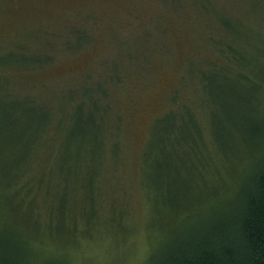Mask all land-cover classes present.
<instances>
[{
    "label": "rangeland",
    "instance_id": "obj_1",
    "mask_svg": "<svg viewBox=\"0 0 264 264\" xmlns=\"http://www.w3.org/2000/svg\"><path fill=\"white\" fill-rule=\"evenodd\" d=\"M226 42L243 73L264 75V0H0V235L11 258L157 264L205 207L211 220L233 199L262 145L220 127L237 125L230 88L186 72L224 63ZM103 83L104 132L87 99ZM183 102L196 121L187 142L159 121Z\"/></svg>",
    "mask_w": 264,
    "mask_h": 264
},
{
    "label": "trees",
    "instance_id": "obj_2",
    "mask_svg": "<svg viewBox=\"0 0 264 264\" xmlns=\"http://www.w3.org/2000/svg\"><path fill=\"white\" fill-rule=\"evenodd\" d=\"M226 45L228 51L223 52L226 57L224 63L216 59H207L205 60L207 64L201 68L199 64L189 62L187 75L197 81L200 79L206 83L215 81L230 88L231 92L228 91L225 96L234 99L233 103L227 102L233 107L234 112L229 116L235 119L239 127L232 123L231 126L229 123L222 124L221 121L220 127L226 126L227 132L230 129L231 136L248 134L250 140L252 138L254 149H259L261 145L262 149L257 152V158L249 168L247 176L240 181L233 199L224 206L221 205L211 220L206 219V215L211 211L207 210L211 206L205 207L202 212L204 218L198 225L187 229L185 236L170 241L157 264H264V117H259L264 110V75L253 72V75L243 73L244 71L236 66L241 64L243 56L236 55L235 51L238 50L232 42H226ZM229 50L235 54L231 55L232 52ZM190 65H195L201 70L197 78L189 74ZM118 71L114 74L116 80L119 79L118 82L123 83L127 80L124 78L125 72L123 73L121 69ZM105 88L99 89L97 93L96 89L87 85L89 115L95 119L96 129L103 132L107 128L108 120H111L107 105H110L113 95L108 86L105 85ZM106 99H109V104ZM78 104L82 107L81 104L84 102L78 101ZM181 106V113H169L159 121L169 120L167 135H175L180 142H187L192 135H195L188 130V124L192 128L196 122L193 120L195 114L187 103L183 102ZM178 150L181 152L180 149ZM190 209L187 206V210ZM189 214L190 212L187 215ZM190 218L192 217L189 216L188 220ZM5 242L0 235V264H26L25 261L18 263L11 258L6 252V248H10V245Z\"/></svg>",
    "mask_w": 264,
    "mask_h": 264
}]
</instances>
